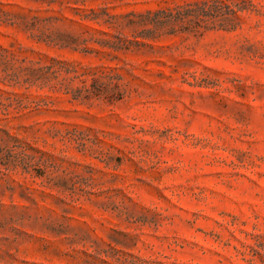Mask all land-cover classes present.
I'll return each mask as SVG.
<instances>
[{
	"label": "rangeland",
	"instance_id": "374dc122",
	"mask_svg": "<svg viewBox=\"0 0 264 264\" xmlns=\"http://www.w3.org/2000/svg\"><path fill=\"white\" fill-rule=\"evenodd\" d=\"M0 264H264V0H0Z\"/></svg>",
	"mask_w": 264,
	"mask_h": 264
}]
</instances>
